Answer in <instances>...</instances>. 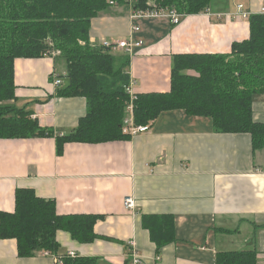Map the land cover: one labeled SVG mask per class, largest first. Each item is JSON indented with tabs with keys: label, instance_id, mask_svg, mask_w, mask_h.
<instances>
[{
	"label": "crops",
	"instance_id": "0c3cea01",
	"mask_svg": "<svg viewBox=\"0 0 264 264\" xmlns=\"http://www.w3.org/2000/svg\"><path fill=\"white\" fill-rule=\"evenodd\" d=\"M263 4L211 0L205 12L184 16L177 25L163 16L141 18L136 35L129 6H111L91 20L89 42L141 40L128 54L130 93H168L173 57L230 54L233 44L248 40V17ZM13 67V104L42 128L71 133L86 114V100L56 96L54 79L65 84L63 65L44 56L16 58ZM252 111L253 120L264 124V95L254 99ZM19 189L53 200L58 216L98 217L96 239L82 244L58 231L54 255L39 251L23 258L14 239H0V264H56L70 252L99 264H130L128 242H134L141 264H216L220 252L247 250L264 264V149L254 152L248 134L215 133L206 117L163 112L144 133L66 143L61 154L55 138L0 139V212H14ZM128 196L134 212L124 209ZM163 219L172 221L173 241L157 251L149 230L162 232Z\"/></svg>",
	"mask_w": 264,
	"mask_h": 264
},
{
	"label": "trees",
	"instance_id": "16d2710c",
	"mask_svg": "<svg viewBox=\"0 0 264 264\" xmlns=\"http://www.w3.org/2000/svg\"><path fill=\"white\" fill-rule=\"evenodd\" d=\"M211 0H131L135 11L171 9L182 17L206 11ZM129 0H0V139L55 138L57 153L64 144L127 140L124 119L130 97L127 53L114 54L91 46V20ZM248 40L232 45L228 55L189 54L172 58L170 91L134 94V126H149L167 111L206 117L219 134H248L252 150L264 149V124L253 120L254 99L264 95V14L248 17ZM49 56L65 69V84L56 96L84 98L86 114L69 134L56 135L15 100L16 58ZM58 79L61 77L57 76ZM96 216H58L53 200L41 199L30 190L15 193L13 213L0 212V239H14L19 257L37 252L55 254L56 233L65 232L82 244L96 239ZM147 219L144 217V226ZM164 230L151 239L157 251L172 242V221L163 219ZM159 224V223H158ZM128 255V254H127ZM129 259V257H127ZM130 261V259H129ZM62 264H99L95 258H63ZM216 264H257L255 250L220 252Z\"/></svg>",
	"mask_w": 264,
	"mask_h": 264
},
{
	"label": "built area",
	"instance_id": "2783aa9c",
	"mask_svg": "<svg viewBox=\"0 0 264 264\" xmlns=\"http://www.w3.org/2000/svg\"><path fill=\"white\" fill-rule=\"evenodd\" d=\"M129 8H130V20L132 22L131 26V32L132 34L136 35L140 32V27L136 23L141 18H157V17H166L170 24L172 25H177L179 24L182 16L179 15L176 11L171 10V9H160V10H154V11H135L132 8L131 0H129ZM112 6H115L113 3H111ZM241 6H237V10L240 11ZM260 13L264 14V4L260 8ZM143 45V42L141 40H130L128 41H119V42H108L104 41L99 44V46L104 47L107 50H111L112 53H115L117 51H124L127 54L132 53L133 50L136 48H139L140 46ZM54 85L56 87L61 85V81L58 78L54 79ZM130 86L125 87L126 93L130 97V104L126 107L127 112L131 115V118L129 117L128 119L124 120V129L123 132L125 134H128L129 136H134L137 134L144 133L148 131L149 126H134L133 124V116H132V105L131 102L133 100L132 96L133 94L130 93ZM124 209L128 212H134L135 211V202L134 199L131 196L125 197L124 198ZM45 255H49V253H45ZM76 255L72 252L68 254L69 258H74ZM130 259V264H141V259L140 256L138 255L136 251V247L134 242H128V255H126ZM56 264H62V259L61 258H56Z\"/></svg>",
	"mask_w": 264,
	"mask_h": 264
}]
</instances>
